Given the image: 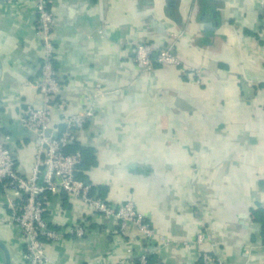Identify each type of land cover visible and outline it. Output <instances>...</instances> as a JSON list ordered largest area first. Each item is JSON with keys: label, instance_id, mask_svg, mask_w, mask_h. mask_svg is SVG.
I'll return each mask as SVG.
<instances>
[{"label": "crops", "instance_id": "crops-1", "mask_svg": "<svg viewBox=\"0 0 264 264\" xmlns=\"http://www.w3.org/2000/svg\"><path fill=\"white\" fill-rule=\"evenodd\" d=\"M261 2L51 1L57 97L70 114L86 103L95 111L77 132L76 146L91 152L79 172L107 202L131 200L155 241L145 242L134 226L122 234L63 192L50 194L43 215L62 234L44 245L50 264H139L143 253L161 264H204L202 248L229 264H264ZM35 19V0H0V131L10 136L23 176L36 139L19 118L26 104H40ZM144 41L170 47L182 65L140 72L134 46ZM97 87L103 95L94 96ZM63 129L54 110L48 135ZM8 220L0 189V240L11 264H24L23 236ZM78 224L81 237L71 233ZM200 231L210 237L201 248L194 241Z\"/></svg>", "mask_w": 264, "mask_h": 264}, {"label": "built area", "instance_id": "built-area-1", "mask_svg": "<svg viewBox=\"0 0 264 264\" xmlns=\"http://www.w3.org/2000/svg\"><path fill=\"white\" fill-rule=\"evenodd\" d=\"M51 1L35 0L36 31L42 42L43 58L40 76L35 83L40 104H26L19 118L20 124L33 133L36 139L34 161L27 176L17 170L10 136L0 131V185L7 200L9 224L16 226L23 236L24 264H50L45 256L44 245L48 241L59 240L62 234L48 227L43 215L44 205L50 194L61 192L78 199L83 206L100 214L106 222L116 223L122 234L129 226H134L145 242L150 244L155 241L153 228L131 200L116 204L107 202L98 195L97 190H92L91 184L75 176L81 153L78 150L66 152V149L76 141L77 132L88 123L95 111L90 103H86L80 112L70 114L66 110L67 102L57 97L60 85L53 66L56 47ZM261 7L264 16V2H261ZM134 62L140 72H149L155 65H182L170 47L158 48L145 41L134 46ZM187 69L200 76L198 69ZM103 94L104 91L97 87L94 96ZM54 110L58 111L64 129L59 135L50 136L48 130ZM71 233L81 237L85 234V228L78 224ZM209 239V234L200 231L194 241L201 248L209 244ZM199 257L204 264H229L211 248H202ZM138 262L161 264L149 262L146 253L139 256Z\"/></svg>", "mask_w": 264, "mask_h": 264}, {"label": "trees", "instance_id": "trees-1", "mask_svg": "<svg viewBox=\"0 0 264 264\" xmlns=\"http://www.w3.org/2000/svg\"><path fill=\"white\" fill-rule=\"evenodd\" d=\"M76 150H78V151L81 153V161H80V163H79V165H78V167H77V171H76L75 176H76L78 179L83 180V176L81 175V172H79V170L85 168L87 160H90V154H91V152H90L88 149H83V148L77 147L76 144H75V142H74L72 145H70V146L67 147L66 152H74V151H76ZM92 157H93V156H92ZM91 162L94 164V159H93ZM83 181H84V180H83ZM85 182H86V181H85ZM86 183H88V182H86ZM89 184H90V183H89ZM91 185H92V184H91ZM0 189H1V191H2V186H1V185H0ZM92 190H97V191L99 192V190H98V186H94V185H92ZM98 195H99V193H98ZM99 196H100V195H99ZM100 197H101V196H100ZM151 260H152L151 258H148V261H149V262H151ZM137 264H138V263H137Z\"/></svg>", "mask_w": 264, "mask_h": 264}, {"label": "water", "instance_id": "water-1", "mask_svg": "<svg viewBox=\"0 0 264 264\" xmlns=\"http://www.w3.org/2000/svg\"><path fill=\"white\" fill-rule=\"evenodd\" d=\"M0 253L3 258V264H11L9 250L2 240H0Z\"/></svg>", "mask_w": 264, "mask_h": 264}]
</instances>
